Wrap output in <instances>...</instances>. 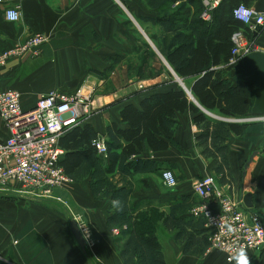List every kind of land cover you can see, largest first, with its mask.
<instances>
[{
  "label": "crops",
  "instance_id": "1",
  "mask_svg": "<svg viewBox=\"0 0 264 264\" xmlns=\"http://www.w3.org/2000/svg\"><path fill=\"white\" fill-rule=\"evenodd\" d=\"M159 2L26 0L18 23L9 22L4 7H0V52L35 34H43L49 40L38 56L13 60L0 69V92H20L25 110L34 109L40 97L51 91L80 93L89 98L92 114L80 126L88 124L106 143H114L112 156L117 161L109 172L110 160L105 155L89 157L79 172L70 176L73 183L55 192L59 202L21 195L15 186L0 191V264H126L122 254L125 242L120 234L121 228H128L129 224H117L122 219H117V215L124 214L125 220L131 217L133 221L138 212L148 208L175 217L179 224L172 231L163 227L158 231L163 246L162 264H230L223 253L211 248L205 222L191 216L192 207L201 201L195 186L207 176L216 178V196L229 195L244 203L243 198L251 195L252 208L244 204L245 212L264 225V121L255 120L264 117V29L252 34L259 51L245 56L225 74L234 86L253 84L248 115L233 119L205 111L215 121L239 123L244 127L240 136L230 131L226 135H212L210 147H218V155L203 154L197 138L204 129L196 126L195 116L190 112L179 115L168 151H148L136 157L138 170L128 167L131 160L122 155L120 147L125 142L109 133L113 124L125 128L121 112L126 106L139 107L147 97L175 88H133L132 91L133 80L128 79L127 84L122 82V86L106 91L104 85L114 81L115 73L101 77L110 68L125 65L130 54L141 53V42L153 50L150 37L161 32L145 20L162 15ZM191 2L177 0L174 7L185 3L192 19L195 2ZM247 4L264 12V0H249ZM116 57L119 64L115 65ZM9 137L8 126L0 113V143ZM255 153L258 155L251 163ZM217 162L225 165L226 181L217 175ZM164 171H171L177 177L176 189L164 186L161 175ZM113 199L123 202V211L112 208ZM134 207L139 211L132 213ZM74 218L89 244L86 251L72 233L70 221ZM246 253L250 264H264V250ZM231 264H236L235 260Z\"/></svg>",
  "mask_w": 264,
  "mask_h": 264
},
{
  "label": "trees",
  "instance_id": "2",
  "mask_svg": "<svg viewBox=\"0 0 264 264\" xmlns=\"http://www.w3.org/2000/svg\"><path fill=\"white\" fill-rule=\"evenodd\" d=\"M151 1L156 4L160 1L158 8L162 15L145 20L158 27L161 32L150 39L154 42L158 40L157 37L166 36V46L162 49L156 46L174 74L188 89L177 86L167 92L147 97L139 107L128 105L121 112V122L125 128L117 124L111 125L109 133L125 142V145L120 147L122 155L131 160L128 167L135 170L139 168V159L136 157L148 151L160 153L169 150L175 135L176 121L179 115L186 112L193 113L196 126L204 129L197 138L203 154L215 157L220 153V149L215 148L213 144V147H210L212 135H226L227 131H230L240 136L244 127L239 123L215 121L207 116L205 111L218 112L227 118H245L253 97V84L234 86L225 77L227 71L240 63L230 64L234 49L233 34L240 30L249 33L247 28L234 18L233 11L242 4L248 6L249 0H223L220 7L212 13L210 21L202 18L204 7L201 0L193 1L195 13L192 19L190 8L185 3L174 7L177 0ZM141 53L153 54L146 42L142 44ZM114 62L115 65L119 64V58H114ZM145 65L146 62L143 66ZM169 76L174 77L172 74ZM223 129H226V132ZM98 138V134L87 124L74 128L60 139V147L65 152L60 165L68 176L74 177L89 157L98 155L92 143ZM106 144L108 153L105 158L110 160L108 171L112 172L117 163L112 156L115 144ZM224 167V164L217 162L216 172L226 181ZM131 211L136 213L139 209L134 207ZM123 215H117V219L122 217L117 224H129L128 228H121L120 234L125 242L122 254L126 264H162L163 246L158 231L162 227L167 231L176 229L179 224L175 222V217L165 216L155 208L138 212L133 221L131 217L125 220ZM192 219L196 218L192 216Z\"/></svg>",
  "mask_w": 264,
  "mask_h": 264
},
{
  "label": "built area",
  "instance_id": "3",
  "mask_svg": "<svg viewBox=\"0 0 264 264\" xmlns=\"http://www.w3.org/2000/svg\"><path fill=\"white\" fill-rule=\"evenodd\" d=\"M25 1L0 0V7H4V14L9 22L21 21L22 4ZM222 1L202 0V18L210 21L212 13L220 7ZM233 16L249 33L240 30L233 34L231 65L238 64L248 54L259 51V45L252 38V34L264 29V24L257 23V17H252L245 23L235 17L234 11ZM48 41L47 36L35 34L25 42L0 52V69L13 60L38 56L42 46ZM0 113L10 132V137L0 143V191L15 186L21 195L49 198L73 183L60 165L65 152L59 142L66 133L90 118L89 98L80 93L69 95L51 91L40 97L34 109L25 110L21 93L8 90L0 92ZM255 120L264 121V117ZM97 144L99 147L93 145L98 153L106 156V141L99 137ZM162 182L170 190L179 185L177 177L171 171L162 173ZM215 187L214 176L198 181L195 193L201 201L191 210V215L204 220L206 228L209 229L211 248L223 253L230 264L235 260L237 249L264 250V225L261 220L256 217L249 218L242 201L229 195L216 196ZM115 233L118 234V231Z\"/></svg>",
  "mask_w": 264,
  "mask_h": 264
},
{
  "label": "rangeland",
  "instance_id": "4",
  "mask_svg": "<svg viewBox=\"0 0 264 264\" xmlns=\"http://www.w3.org/2000/svg\"><path fill=\"white\" fill-rule=\"evenodd\" d=\"M159 31L160 29H158V32ZM157 38H158L157 41H154V42L151 41L152 44L150 43L151 46L153 47L152 55H150V53H148L147 55L144 53L138 54L137 52L132 53L130 54V56H128V58L126 57L127 63L125 65H120L119 67H116V68L114 66L110 68L109 70H107L108 72L105 71V73L101 77L108 78L109 77L108 75L115 73L114 81L113 80L107 81L106 84L104 85L106 91H109V90L112 91L116 87H119V84L121 86L124 83L127 84L128 79L133 80L132 91L134 90L133 88H136L138 90H145V89L150 90V89H157V88L164 89V88H168V86L169 87L170 86H174V87L182 86L185 90L188 89L184 83L180 84L178 82L179 78L174 74L173 70L169 68L166 61L164 60L165 58L161 55V52L157 50L158 48L157 49L155 48L158 46L160 47V49H162V47L166 46L167 44L165 41L166 36H160ZM141 44H143V42H141ZM140 56H141V60H140ZM145 62H146V65L143 66ZM170 74H172L174 77L173 78L170 77L169 76ZM145 81H148V82H145ZM156 83L158 84L155 85ZM91 103L92 102L90 101V104ZM91 110H92V104H91ZM57 198H58V195L54 194L52 197L37 198V200L45 199V200H51V202H55V201L59 202ZM56 207H59V206H56Z\"/></svg>",
  "mask_w": 264,
  "mask_h": 264
},
{
  "label": "clouds",
  "instance_id": "5",
  "mask_svg": "<svg viewBox=\"0 0 264 264\" xmlns=\"http://www.w3.org/2000/svg\"><path fill=\"white\" fill-rule=\"evenodd\" d=\"M234 15L237 19L244 21L245 23L249 22L252 17H257V23L264 24V12L257 11L256 9L246 8L244 5H240L237 9L234 10ZM235 35V34H234ZM94 145L97 144V140H93ZM111 206L116 211H123V202L119 199L111 200ZM236 264H250V259L247 256L246 251L243 248L237 249L234 256Z\"/></svg>",
  "mask_w": 264,
  "mask_h": 264
},
{
  "label": "water",
  "instance_id": "6",
  "mask_svg": "<svg viewBox=\"0 0 264 264\" xmlns=\"http://www.w3.org/2000/svg\"><path fill=\"white\" fill-rule=\"evenodd\" d=\"M167 65H168V64H167ZM168 66H169V65H168ZM169 68H170V67H169ZM170 69H171V68H170ZM178 82H179L180 84L183 83L180 79H178ZM257 155H258V154L255 153V154L251 157V160H250L251 163L253 162V159H254ZM243 200H244V204H245L246 208L251 209V208H252V197H251V195H249V194L246 195V196L243 198ZM70 226H71L72 233H73L75 239L77 240L78 244L80 245V247H81L84 251H86V250L88 249V243H87V241H86V238H85V236H84V234H83V232H82V230H81V227H80L78 221H77L75 218L72 219V220L70 221Z\"/></svg>",
  "mask_w": 264,
  "mask_h": 264
}]
</instances>
